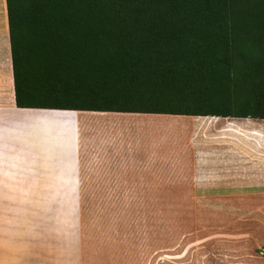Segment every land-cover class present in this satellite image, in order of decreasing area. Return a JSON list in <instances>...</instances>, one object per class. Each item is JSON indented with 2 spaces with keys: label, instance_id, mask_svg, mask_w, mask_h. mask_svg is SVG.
Returning <instances> with one entry per match:
<instances>
[{
  "label": "trees",
  "instance_id": "trees-1",
  "mask_svg": "<svg viewBox=\"0 0 264 264\" xmlns=\"http://www.w3.org/2000/svg\"><path fill=\"white\" fill-rule=\"evenodd\" d=\"M7 6L16 105L31 109L23 112L50 120L80 111L264 120V0Z\"/></svg>",
  "mask_w": 264,
  "mask_h": 264
},
{
  "label": "crops",
  "instance_id": "crops-1",
  "mask_svg": "<svg viewBox=\"0 0 264 264\" xmlns=\"http://www.w3.org/2000/svg\"><path fill=\"white\" fill-rule=\"evenodd\" d=\"M25 109L16 105L8 6L0 0V264H83L73 201L41 216L25 212L24 198H82L86 184L112 188V198H163L179 196L185 180L196 198H264V166L250 163L249 137L206 151L209 134L223 127L228 140L234 132L210 129L202 116L80 111L65 125L67 145L42 147L15 130L24 129Z\"/></svg>",
  "mask_w": 264,
  "mask_h": 264
},
{
  "label": "rangeland",
  "instance_id": "rangeland-1",
  "mask_svg": "<svg viewBox=\"0 0 264 264\" xmlns=\"http://www.w3.org/2000/svg\"><path fill=\"white\" fill-rule=\"evenodd\" d=\"M19 115L24 129L15 130L26 142L42 147L70 142L66 126L73 117L50 120L34 111ZM207 122L210 129L228 123L241 128L229 126L234 133L224 140L221 127L202 140V149L240 147L248 136L250 163L264 166V120ZM183 185L179 196L112 198V188L86 184L82 198H24L25 212L57 214L72 200L81 218L83 264H264V198H196L192 180ZM44 244L38 242L36 248Z\"/></svg>",
  "mask_w": 264,
  "mask_h": 264
},
{
  "label": "water",
  "instance_id": "water-1",
  "mask_svg": "<svg viewBox=\"0 0 264 264\" xmlns=\"http://www.w3.org/2000/svg\"><path fill=\"white\" fill-rule=\"evenodd\" d=\"M38 110H44V109H38Z\"/></svg>",
  "mask_w": 264,
  "mask_h": 264
}]
</instances>
